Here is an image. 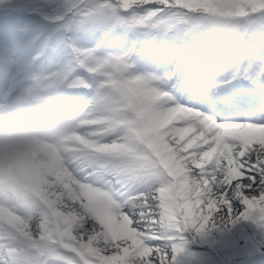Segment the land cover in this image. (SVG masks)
<instances>
[{
    "label": "snow or ice",
    "instance_id": "1",
    "mask_svg": "<svg viewBox=\"0 0 264 264\" xmlns=\"http://www.w3.org/2000/svg\"><path fill=\"white\" fill-rule=\"evenodd\" d=\"M209 16L238 44L205 88ZM36 80L73 127L0 187V264H178L230 228L205 264H264V0H0V107Z\"/></svg>",
    "mask_w": 264,
    "mask_h": 264
},
{
    "label": "clouds",
    "instance_id": "2",
    "mask_svg": "<svg viewBox=\"0 0 264 264\" xmlns=\"http://www.w3.org/2000/svg\"><path fill=\"white\" fill-rule=\"evenodd\" d=\"M237 44L232 21L207 18L198 50L202 87L219 81ZM72 127L73 118L62 106L59 89L43 80L33 81L12 103L0 107V187L18 180L23 163L42 159L41 149L58 145Z\"/></svg>",
    "mask_w": 264,
    "mask_h": 264
},
{
    "label": "rangeland",
    "instance_id": "3",
    "mask_svg": "<svg viewBox=\"0 0 264 264\" xmlns=\"http://www.w3.org/2000/svg\"><path fill=\"white\" fill-rule=\"evenodd\" d=\"M233 232H234V229L230 228L229 230H226L225 232H222V233H212L210 235H204L198 238L199 239L198 243L193 242L187 247L186 251L180 255V257L178 258V264H190V262L193 263L194 258L197 255L202 254L203 248L206 250L213 248V250H215V248H217V246L221 244L222 239L224 237L231 236L230 234ZM195 247H199V248H195ZM186 252L187 254H190V255L188 256ZM201 256L202 255H200V257Z\"/></svg>",
    "mask_w": 264,
    "mask_h": 264
}]
</instances>
